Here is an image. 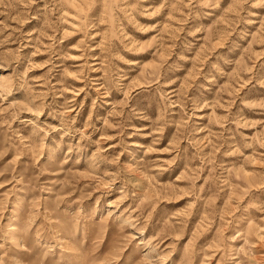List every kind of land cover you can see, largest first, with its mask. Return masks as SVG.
Listing matches in <instances>:
<instances>
[{"label":"rangeland","instance_id":"obj_1","mask_svg":"<svg viewBox=\"0 0 264 264\" xmlns=\"http://www.w3.org/2000/svg\"><path fill=\"white\" fill-rule=\"evenodd\" d=\"M0 264H264V0H0Z\"/></svg>","mask_w":264,"mask_h":264}]
</instances>
